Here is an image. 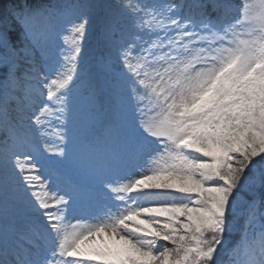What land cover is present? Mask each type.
I'll use <instances>...</instances> for the list:
<instances>
[{
    "label": "snow or ice",
    "instance_id": "snow-or-ice-1",
    "mask_svg": "<svg viewBox=\"0 0 264 264\" xmlns=\"http://www.w3.org/2000/svg\"><path fill=\"white\" fill-rule=\"evenodd\" d=\"M0 264H264V0H0Z\"/></svg>",
    "mask_w": 264,
    "mask_h": 264
}]
</instances>
